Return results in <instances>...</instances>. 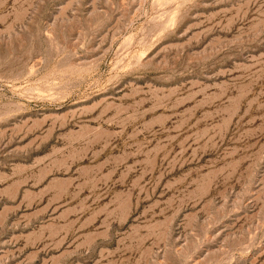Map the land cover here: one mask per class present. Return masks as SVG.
<instances>
[{"label":"rangeland","instance_id":"1","mask_svg":"<svg viewBox=\"0 0 264 264\" xmlns=\"http://www.w3.org/2000/svg\"><path fill=\"white\" fill-rule=\"evenodd\" d=\"M0 264H264V0H0Z\"/></svg>","mask_w":264,"mask_h":264}]
</instances>
